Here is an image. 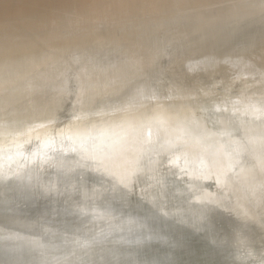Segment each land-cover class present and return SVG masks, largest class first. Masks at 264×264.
Segmentation results:
<instances>
[{"label":"rangeland","instance_id":"obj_1","mask_svg":"<svg viewBox=\"0 0 264 264\" xmlns=\"http://www.w3.org/2000/svg\"><path fill=\"white\" fill-rule=\"evenodd\" d=\"M52 1H45L46 6L43 4L42 7L37 0H0V49H13L16 51L21 49L36 55H42L44 59L42 63L35 66L37 70L34 71L36 68L31 70L34 72H31L32 75L36 71L37 74L41 73L44 68L43 72L45 71L46 73L44 72V75L41 73L43 75L42 78H46V76H54L55 78V74L58 76V73V77H61L60 79L58 78L59 80L56 77L55 82L50 80L53 77L48 78L51 82L46 78L47 80H45L49 81L46 84L47 82L45 83L44 79L39 78L42 76L40 73L38 74L39 77L35 74L37 79L41 80L39 81L38 79L37 82L39 81V84L34 83L33 85V82L36 81V78L33 79L35 75H29L28 72L27 75L25 71L19 76H29L30 78H25V80L33 79V82L28 81L30 84L26 82L23 87L20 85H23L20 80L23 82L24 78L21 79L17 75L18 78L16 80L19 79L20 82L18 81L19 84L16 82L18 84L16 86L19 91L17 93L15 90V94H18L15 95L17 97L11 95L14 99L16 98L12 102H18V96L23 97L20 87L24 90L32 86L30 89L32 90L34 87L33 92L29 91V89L23 92L29 91L30 97H34L35 94L36 97L34 99H40L36 100L34 104V100H32V104L29 101L27 106L26 104L23 106L28 107V104H31L30 106L36 107L37 109H34L35 113L31 114H36L37 110L40 111L36 115L38 118L39 114L43 113V110L49 104L48 106L51 107L49 110L50 117L44 113V115L42 114L43 117L39 116L40 119L42 120L44 116L47 119H54V116L58 114L59 120L58 118V121L51 119L53 121L52 125L50 120H47V124H45L46 120L43 119L46 127L42 128V121L34 117L30 121V125L29 121H26V125L31 126L28 129L31 131H29V134L31 133L30 136L32 135L31 137L29 134L28 137L25 136L27 135L28 127L23 128L21 126L23 133L21 132L22 130H18L21 133L18 131H15L16 134L12 132L13 136L11 135L8 141L5 142L6 147L3 148H6L7 151L4 150L6 151L5 153H3L4 151L2 152L4 156H0V184H2L0 187H4V192L0 188V202H6L8 196L11 195L7 187L15 186L17 190L14 193V202L12 204L9 202V206L12 207L11 205H13V209L10 208L12 209L8 212L10 214L4 213L7 216L2 214L5 217L4 220L0 219L1 233L7 228L5 232H9V235H11V240H9L10 251L3 254L1 253L3 248L0 246V264H46L48 260L49 264H107V262H102V259H105L110 254V248H105L102 253L97 255L88 253L99 248V245H93L90 249L74 251L68 261L63 257L65 252L55 250L52 245L42 252H36L38 250H35L27 253L23 260L18 262L15 254L17 243L22 242L27 246L30 245L27 237H25L24 241H14L15 224L22 221L27 225L25 228H29L28 226H39L42 234H47L45 239L49 240L56 231L57 233L55 234H59L58 237H63L64 233H61L60 230L66 229V226L70 223H75L79 229L84 228L82 225L81 228L79 227V221L86 219V221H89V224L84 228L86 236L94 238L106 223L112 222L115 225H121L126 214L143 192L144 194L148 192L156 194L150 198L155 210L148 214L160 220L166 212L182 207L189 198V191L195 195L198 204L197 210L205 212V217L199 220L200 223H209V226L212 223L210 219L214 218L216 229L219 230L220 228L222 232H230L232 237L230 239L235 245L228 248L229 254L233 256L235 254L233 250L238 249L239 253L237 256L244 257L247 252L253 251L254 259L261 261V257L264 255V124H262L264 123V102L259 104V102L255 103V101L260 97L264 98V92L260 91L261 93H257L249 99L250 104H246L249 107L245 104L235 105L233 103L229 105L228 103L224 107L222 106L223 110L221 113L218 112L220 115L224 114L229 122L233 120L234 123L239 125L242 120H255V126H251L253 128L252 130L250 129L251 131H248L250 126L246 131L245 127L244 130H241L245 131L243 134L248 131L245 136L243 134V136H240L239 130L243 129L241 126H239L241 127L240 129L238 127L236 129L239 134L235 131L236 135L226 134L224 135L225 137L227 136L226 138L223 136V138L220 137L221 139H219L220 135L216 136L218 134L209 135L205 126H199L198 120L200 116L196 110L201 111L203 107L211 102L213 96L218 100L225 96L215 93L210 94L211 96H203L201 99L199 94L205 85H212L213 79L219 76V72H215L214 76L210 78H204L199 69L189 70L187 61L191 62L195 59L197 61L200 60V64H206L211 59L232 54L237 58V61L253 58L257 62L258 68H262L264 75V0H220L222 29L219 34L206 33L203 35L192 31V24L196 18H190L188 15L195 13L196 16H200L202 13L208 12L206 4L210 1L206 0H113L112 3L111 0L107 2L105 0H68L65 7L61 5L63 3L60 2L61 0H56L57 3L55 0ZM128 3L130 4L128 5ZM110 4L111 6L112 4H117V8H111ZM56 5H59L60 8ZM36 9L40 10L38 14L35 13ZM42 11L44 12L42 13ZM39 21H42L40 23H43L44 30L35 32L34 28ZM30 22L34 28L30 26ZM185 40L189 42L187 43L188 45L181 46V43ZM201 41L204 43L201 47H193L194 44ZM38 66H41L42 69L38 68ZM47 70L49 71L47 72ZM4 75L0 73V80L6 77V81L9 82L7 76ZM7 82H4V79L2 82L0 81V83H4L2 86L6 84L3 87L0 86L1 89L5 90L4 88L8 85ZM43 83L44 88L45 85H48L46 89L51 88L50 83H55V87L51 85L53 88L49 90V93L47 90V97L45 96V90L41 86ZM9 87L6 90H9ZM35 87H40L38 90L40 94L44 90L45 95L40 96V94L34 93ZM185 90H189V92L195 91L194 93L196 94H193L195 100L185 97L183 95L186 92ZM56 91L59 94L55 93ZM11 92L9 94L14 95L13 90ZM27 94L25 93V95ZM125 94L134 96V99L131 98V100L133 102L136 101V108H127L129 113L125 114L123 118L126 115L131 117L126 116L119 131L127 134V129L134 123L133 115V118L136 117L134 119L135 122L139 119L146 126L151 114H161L163 111L166 112L167 109L170 111L177 103L182 102L188 105V109L182 111L180 119L181 130L179 133H189L190 148L193 147V149L189 150L190 148L187 149L181 146L179 144L180 141L177 139L169 143L164 139L160 143L164 145L166 142L165 146L160 147L158 150H150V156L146 159L134 160L138 155H141L140 158H142L144 151L148 150L145 141H143V135L145 137L147 134H151L153 139L155 137L161 138V135H165L170 131L168 127L171 125L169 123L171 120L167 122V125L165 123L160 131L156 133L155 131L149 132L148 128H144L141 131L136 130L139 134L137 139H135L134 147L130 150V153L128 151L129 156L132 158L128 172L122 168L126 164L124 160L110 161L112 152L113 150L115 151V147L111 142H105L104 147L95 156L94 152L88 148V136L79 137L80 139L78 137L75 138L77 133H82L83 131L84 127L81 124L77 126L78 128L76 127L78 132L75 133L76 135L74 134V137L72 135L74 132H72L70 138L58 136L54 139L55 141H48L50 140L49 136L58 130L54 127L59 126V130L64 132V129H67L65 128L66 125L67 127L72 125L69 121L71 123L74 122L76 113L79 114L81 111V114H83V107H88L87 111L91 119L105 121L104 119L108 115L121 109V103L125 101L122 97ZM234 96L238 95L232 94V97ZM22 97L18 99V103L22 102ZM27 97H23L24 102L22 104L29 100V97ZM42 97H46L42 101L45 102L46 99V105L40 102ZM68 97L72 101L70 98L67 100ZM107 97L113 99L107 101ZM196 97H200L199 99L201 100L196 101L198 99ZM25 99L28 100L25 101ZM4 101L0 99V119L5 116L4 113L8 112L11 115L12 112H16L15 107L21 105L16 104V102H10L11 107L9 105L8 108L9 102L6 101L4 103ZM63 102L65 103L63 104ZM36 103H41L39 105L44 107L40 106L38 108L39 105L35 106L37 105ZM197 103L199 109L196 108ZM255 104H258L256 105L257 109L254 106ZM102 105H107L105 106L106 108L104 107V111H97L96 109L101 108ZM2 106H7L8 109L15 107L12 108L14 111H10L11 109L3 110L4 107ZM21 106L19 109L22 108ZM65 106L67 109H64ZM33 107L27 109L32 112L31 108ZM25 108L24 110L22 109L25 112L22 116L25 115L27 119L28 115L26 114L32 115ZM145 108L150 112L142 113L141 110ZM40 109L43 110L41 111ZM78 110L79 112H77ZM133 110H136L139 114L135 111L133 112ZM61 111L67 112V114H63ZM72 111H74L75 115ZM15 112L13 113L14 115ZM71 112L72 114H70ZM81 114L79 115L81 116ZM18 115L21 116V114ZM67 115L68 117H65ZM71 115H74L73 122L69 117ZM13 116L10 118H13ZM25 116L19 118L25 119ZM80 116L77 115L76 119H79ZM19 118L18 116L14 118V122L10 125L14 130L24 123V119L22 121ZM33 120H35L34 123L39 121L40 126L36 127L38 122L32 124ZM54 122L57 124L56 126H54ZM65 122L66 124H64ZM61 125L64 126V129L60 127ZM51 128L53 129L49 130ZM68 131L69 133L72 131L71 127ZM232 135L235 138L237 136L240 137L236 138L235 141H231L234 139L233 137L231 139ZM134 136L127 134L124 137L125 141L127 143L132 142ZM25 137H27V140L29 138L28 143ZM21 138H24L25 141ZM45 138L50 143V146L41 148L46 146H42L46 142L43 141ZM227 138L230 140H227ZM18 141L27 143L28 148L25 145L20 148L21 143L18 146L19 148H17L18 151L15 149L13 153L8 152V148L19 143ZM34 141L36 142L34 143ZM39 142H44V144ZM227 142L228 145L226 144ZM30 143L37 144V146H33L35 149L37 147L36 152L38 151L37 155L42 157L41 161L33 160L32 153L35 151H33L34 148L29 149V146L32 147ZM226 147H228L227 150ZM63 148L66 149V152H72L76 149L75 154L77 156L74 158L75 160L56 162L54 158L61 156L60 152ZM144 148L146 149L143 151ZM256 150L258 151L257 153ZM231 151L240 153L231 155ZM14 156H16L18 162L16 161L17 165L14 171L13 167H10V172L12 171V173L9 174L7 168L13 163L15 164L16 158ZM99 156L101 160H98ZM13 157L15 158L13 159L14 162L12 160L10 162L9 159ZM250 157H253V161ZM201 159L203 160L198 162ZM258 159H260V162ZM197 162L198 166L195 165ZM110 163L113 165L112 168ZM258 164L261 165L258 166ZM189 165L191 166L189 167ZM260 167H263V169ZM253 169H256V171H253ZM246 177H251L249 184H244L243 182ZM13 181L19 183L20 186ZM10 182L11 186L4 185ZM12 182L14 185H12ZM53 184L57 186V189L51 191L49 187ZM11 199L12 197L10 201H12ZM1 207L2 205L0 204V210ZM118 208L121 212L118 217H115ZM59 209L64 212L61 216L55 215ZM223 214L227 215L229 219L224 220ZM3 216L0 214V218ZM142 216L148 215L142 213L136 215L138 219H143ZM20 217H24V219L19 220ZM45 220L47 222L43 226L42 223ZM211 225L209 226L210 228ZM8 228L11 229L9 230ZM206 228H202L203 233L201 232V234H205L204 231L208 232L205 230ZM117 232V235H120L121 233L119 232L122 231L117 230ZM124 237H126L125 234ZM196 237L192 236L191 239L190 237L188 239L195 241L199 237L201 238V236ZM202 237L205 236L203 235ZM41 240L40 246L46 243L43 239ZM182 240L185 241L184 239ZM189 240L185 244L191 245L193 243L191 241L190 243ZM169 243L167 241V244ZM172 243H170L169 248L173 245ZM136 247L137 245L135 244H126L123 246L124 250L122 249L121 254H124L125 251L134 252ZM254 247L258 248L254 249ZM170 249L167 248V253H164L165 255L161 256L160 260H168ZM79 252L83 254L81 255ZM177 252L179 251L173 250L171 253ZM179 253L173 255L176 257L180 255ZM235 257L233 256V259ZM139 260L141 259L139 258ZM236 260L234 259V263L238 262ZM168 261L170 262L171 259L169 258ZM141 263L142 261H138L136 258L132 261V264ZM145 264L155 263L147 260Z\"/></svg>","mask_w":264,"mask_h":264},{"label":"bare ground","instance_id":"obj_2","mask_svg":"<svg viewBox=\"0 0 264 264\" xmlns=\"http://www.w3.org/2000/svg\"><path fill=\"white\" fill-rule=\"evenodd\" d=\"M45 1L47 2V0H37V2L39 3L40 6H42L43 4L45 5V3H44ZM48 1L50 2V0H48ZM57 1L55 0L56 3H57ZM105 1L107 2L108 0H105ZM115 1H117V0H115ZM206 1H210L209 3L206 4L208 12H204L200 16H196L195 13H192V14L188 15L190 18L191 17L192 18H196L195 22L192 24V28H193L192 31H194L195 33H198L199 35H203V34H206V33L219 34L221 29H222V16H221V11H220V0H206ZM60 2H63V3H61V5H64L63 7H65V5L68 3V0H61ZM112 2H113V0H111V3ZM107 4L109 6V2ZM114 4H115V2H114ZM129 4L130 3H128V5ZM116 5L112 4V6H111V4H110L111 8H117ZM57 7H59V5ZM44 11H42V13ZM39 12H40V10L36 9L35 13L38 14ZM40 22H42V21H39V23H36L35 28H34V26H32V24L30 22V24H31L30 26L34 28L35 32H41L42 30H44V27L42 25L43 23L41 24ZM48 23H49V21H48ZM33 24H35V23H33ZM44 25H46V24H44ZM49 25H50V23H49ZM245 40H247V39H245ZM243 42H245V41H243ZM187 43H189V42H186V40H185L184 42L181 43V46H186V45H188ZM203 44H204L203 41H201V42H198V43L194 44L193 47H198L199 48ZM246 55H248V54L246 53ZM43 59H44V57L42 55L41 56L38 55V54L36 55V54H33V53H31V52H29L27 50H21L20 49V50L16 51V50H13V49L12 50H2V49H0V73L5 74L7 76V80L9 81V82L6 81V77L1 78L2 80H0V81L2 82L3 79H4V82H7L8 85L4 88L5 90H3V88L1 89V87H0V99L5 100L4 103H6V101L9 102V104L7 103L8 104V108H9V105L11 107L10 102H12V100H16V98L14 99L13 97L15 95H18L17 93L19 91V88L17 89L16 85H18L20 81H21V83H23V85L20 84L23 87H24L26 82H27V84L29 83L28 81L33 82L34 78H36V81L33 82V85H34V83L35 84L36 83L39 84L38 82L41 80L39 78H42L43 75H44V72H45V71L43 72L44 68L42 69V67H41L42 65L40 67L38 66V68L42 69L41 73L43 74L42 75L39 72L42 75V76L40 75L41 77H39V75H38L39 73L37 74V71H36L35 74L38 75L37 77H39L38 78L39 79L38 82H37L38 79H37L36 75L35 74H34L35 76L32 75V73H34V72H32L31 70H33V68H36L35 66L37 64L39 65V63H42ZM200 62H201L200 60L197 61L195 59L192 60L191 62L187 61L188 69L189 70L190 69L191 70H193V69L194 70H198L199 69V71H201V73L204 75V78H210V77L214 76L215 72H219V76L214 78L215 80L212 78L213 79L212 85H205L204 89H202L199 92V94L201 95V99H202L203 96H211L210 94H215V93L223 94L225 96L223 98L219 99L220 102H219L218 99H215L214 96H213V98H211L212 99L211 102H209V104H207L205 107H203V109L201 111L200 110H196V111L199 112V116H200L199 120H198L199 126H201V125L205 126L206 127V131H207V133L209 135H216V134H218L216 136L220 135L218 137L219 139L223 138V136L226 135V134L227 135L228 134L229 135L230 134H235V131H236L237 127H238V129L243 127V129L241 128L239 130V133H241L240 136L247 130V128H249V126H250V128H249L248 131H251L253 129V128H251V126L252 125H253V127L255 126L254 125L255 120H252V119H246L245 121L242 120L243 122L241 121V124L239 125L238 123H234L233 120L232 121L230 120L231 122H229V120L224 116V114L220 115L218 112L221 113V111L223 110L222 106L224 107L228 103H229V105H232L233 103L235 105L236 104H243V105L245 104L246 105V104H248L250 102L249 99H251L253 96H255V94L261 93L260 91L264 92V75L262 73L263 70H261L262 68L261 69L258 68V66L256 65L257 62L253 58H245L244 60L237 61V58L235 56H233L232 54L226 55V56L221 57V58L211 59L206 64H203V63L200 64ZM41 69H39V70H41ZM35 70H37V68L34 69V71ZM48 71L49 70H47V72ZM24 72L27 75L29 73V75L34 76L33 79H30V80L26 81L25 78H28L29 76H27V77L26 76L25 77L19 76V74L21 75V73H24ZM51 73H53V72H51ZM17 75H18L19 78L21 77V79L24 78L23 82H22V80L19 81V79L16 80L18 78ZM22 75H24V74H22ZM51 75H54V74H51ZM57 75L59 76V73ZM58 76H56V74H55V78L57 77V80H59L61 78V77L59 78ZM1 77H3V76H1ZM49 77H53V78H50V80L52 82L56 81L54 76H46L47 79ZM46 78H42V79L45 80ZM52 79H54V80H52ZM46 80H45V83L47 82L46 84H48L50 80L49 79H48L49 81H46ZM206 80H208V79H206ZM2 84H4V83H0V86H2ZM5 85H3V86H5ZM9 85H10V87H9ZM51 85L52 86L54 85L53 87H55V83L54 84L50 83V87L53 88ZM41 86L45 90V93L47 92V90H48V93H49V90L51 88L48 87L49 89H46L48 85L47 86L45 85V88H44L43 87L44 83H43V85H41ZM7 87H9L10 89L6 90ZM31 87L32 86H30V88ZM30 88H26V89H29V91H30L31 90ZM37 88L35 87V90L37 89V91L34 90V93L36 92V94L37 93L40 94L38 92L40 87H37ZM26 89H24V90H26ZM33 89H34V87L32 88V90ZM12 90H13L14 95L13 94H9ZM15 90L17 91L16 94H15V92H16ZM20 90H22L21 92L23 93V97L25 96V98H26L27 95L29 97V100L25 99V101L26 100H28V101L23 103V104H22V102H24V98L22 96H18L20 99H21V97L23 99L22 102L20 101L21 103H18L19 102V100H18L19 98L17 99L18 102L15 101L16 104L18 103L19 105L20 104L22 105V106L20 105L22 107L20 109H19L20 106H17L16 104L15 105L17 107L14 106L16 108L15 110H17L16 112L18 114H21V116L18 115V114L16 115V112L14 110H12V108H14V107L10 108L11 109L10 110V109L7 108V106H2V107H4L3 110L7 109V110H10V111H14L15 115L13 114L14 112H12L11 115H9L8 112H7V113H4L5 116L1 118L2 120L0 119V133H1L0 134V156H4L3 153H5L7 151V149L3 148V147H6V143L5 142L8 141V139L11 137V135L13 134L12 132H14L16 134L15 131L22 130L21 126H23V128L28 127L27 128V131H28L27 135H25V136L28 137V134H29V131H30L28 129L31 126L26 125V121L28 120L29 121V125H30L31 124L30 121L32 119H34V117L37 118L36 115H37L38 112H40V111L37 110L36 114H31V113H35L34 109L36 110L37 108L36 107L34 108L33 106H30L32 104V102H31L32 100H34L33 101V104H34L35 101L39 100L40 98L34 99V97H36V95L34 94V97L31 96L32 99L30 100L31 97L29 96V91L28 90H27L28 92L25 91V93H28L27 95H25V93L23 92L24 91L23 88L20 87ZM44 90H43V92H41L40 96L41 95H45ZM21 92H19V93H21ZM50 92H52V91H50ZM57 92L58 91H56L55 93H57ZM186 92L183 94V95H185V97H187L189 99H192V100H195V97L193 98V94H196V93H194L195 91H193V92L190 91L189 92V90H187ZM42 93H44V94H42ZM30 94H31V92H30ZM57 94H59V93H57ZM199 94H198V96H199ZM232 94L238 95V96L232 97ZM11 95L13 97H11ZM45 96L47 97V93H46ZM15 97H17V96H15ZM46 97H44V98H46ZM133 97L129 96L128 94H125L124 97H122L123 100H125V101H123L121 103V109H118L117 111L113 112L111 115H108V117L106 119H104L105 121H97L94 118L91 119V116L89 115V113L87 111L88 107H83V110H82L83 114H81V111L79 113V114H81V116L78 113H76V111H75V113L78 116H80L81 118L79 117V119H76V117H77V115H76L75 118H74L75 120L73 122V116L75 114H74V111H72L74 115L73 116L71 115L69 117L71 118L73 123H71L69 120H68L69 123L72 124V125L70 126L67 123L71 127L72 131L69 133L68 129L70 130V127L69 126L67 127V125L65 127L67 129H64L63 125L66 124V122H68V121H66L64 124L61 123L63 125H61L60 127H62V129H64V132H62V130H59V126H57L58 128L54 127V128H56V130L58 129L59 132L57 133L58 130L57 131L53 130V131H55L57 133L56 134L55 132L52 133V132L48 131L49 133H52V135H50V136L48 135L49 139H50L48 141L49 142H51V141L53 142V141H55L54 139L56 137H58V136H61L62 138H70V136L73 135V137H74V134L78 132V130H77L78 127L77 126L79 124H81L84 127L83 131H82V133H77V135L75 134L76 135L75 138L76 137H78V138L79 137L80 138L83 137L84 138V136L85 137L88 136V140H89V144H88L89 147L88 148H90L92 150V152H94L95 156H97L98 152L102 149V147H104L103 145H104L105 142H107V141L111 142L113 144V146L115 147V151L113 150L110 161L114 162L117 159L124 160L126 164L122 168L125 169V171H127V172H128V170L130 168L129 166H131V163H132V158L129 156L128 151L130 153V150L134 147L135 139H137V136L139 134V133L136 132V130L141 131L144 128H148L149 132L150 131H155V133H156V132L160 131L161 127L164 126L165 123L167 125L168 124L167 122L169 120H171V122H169V123H171V125L168 127L170 131L167 134H165V135H161L162 136L161 138H156L155 137L153 139L151 137V134H147L145 137L143 135V141H145L148 150L144 151L146 149V148H144L143 149L144 153H143L142 158H140L141 155L140 156L138 155V157L136 159H134L135 161H138L140 159H146L147 157L150 156V150H158V149H160V147L165 146L166 145L165 141H162V142H165L164 145H162L163 143L162 144L160 143V141L164 140V139L167 140V143H169L172 140L177 139L178 141H180L179 144L181 146H184L187 149L190 148L191 140L189 139V133H187V132L179 133V131L181 130V128H180V123H181L180 119H181V115L183 113L182 111H185L186 109H188V105L187 104H183L182 102L177 103L176 106H174L170 111H168V109H167L166 112L163 111L161 114L160 113L155 114V115L151 114L150 117L147 120L146 126H144V123L139 121V119L135 122L134 119H136V117L133 118L134 117V115H133L132 119H133L134 123L132 122L133 124L129 127V129H127V134H131L132 136H134V134H136V135L134 136V139H133L132 142L127 143L125 141V138H124L125 136H127V134L126 133H122L121 131H119V129L121 127L122 121L126 119L127 115L124 118H123V116L125 114L129 113V111H127L128 110L127 108L128 107L136 108L135 107V105H136L135 102L136 101L133 102V100H131V98L134 99ZM44 98L42 97L40 102L44 101ZM69 98L70 97H68L67 100H69ZM196 98H198V97H196ZM199 98L196 101L201 100ZM111 99H113V98L107 97V101H111ZM70 100H71V98H70ZM29 101H30L31 104H28V107H26L27 103ZM15 102H12V103H15ZM46 102H47V100L45 99V102H42V103H44V105H46ZM258 102H259V104L263 103L264 102V98L263 97L258 98L255 101V103H258ZM64 103L65 102H63V104ZM198 103H197L196 108H198ZM0 104H1V102H0ZM24 104H26V106H25L26 108L23 106ZM39 104H41V103H38L35 106H38ZM66 104H68V103L66 102ZM48 105L45 107L44 110L40 109L41 111L43 110V113H40L39 116L40 115L42 116V114L44 115V113H46L45 115L48 114L47 116L50 117L49 110H50L51 107L48 106ZM256 105H258V104L254 105L255 108L257 107ZM40 106L41 105H39L38 108ZM105 106H107V105H102L101 108L96 109V110L99 111V112H102L106 108ZM23 107L28 112L30 111L28 109H30V107H33V108H31L33 111L32 112L30 111V114L32 116H29V114H26V115H28L27 119H26L25 115L22 116L23 113L25 114V112H23V110H24ZM41 107L43 108L44 106L42 105ZM247 107H249V106H247ZM253 108H252V110H253ZM18 109L20 110V112H19ZM64 109H67V107L65 106ZM52 110H54V109H52ZM64 111H61V112H63V114H67V112L64 113ZM134 111L137 112L136 110H133V112ZM148 111L149 110L146 109V108L141 110V112L144 113V114H146ZM72 112L70 114H72ZM77 112H79V110ZM56 113H57V111H56ZM57 115L54 116L55 117L54 119L53 118H51V119H53V121L55 119L57 120V118H58ZM128 115H130V114H128ZM12 116H13V118H10ZM17 116H18V118L25 116V119L23 118L24 119V121H23L22 118H19V119H22V121L24 123L21 124L19 127L15 128V130H14V128L10 127V125H11L12 122H14L13 119L16 118ZM39 116H38L37 120L40 119L41 116L40 117ZM247 116H248V114H247ZM30 117H32V118H30ZM45 117L46 116H44L43 119L46 120L45 124H47V120L51 121V119L50 118L47 119ZM52 117H53V115H52ZM65 117H68V115L65 116ZM127 117H131V116H127ZM43 119L42 120L40 119V121H42L41 123H43L41 125L44 126V127L43 126H41V127L45 128L46 126L44 125ZM62 119H64V118H62ZM17 120H15V121H17ZM58 120H59V118H58ZM19 121H21V120H19ZM53 121H51L52 125H53ZM57 121H55V122H57ZM34 122H35V120H33L32 124ZM37 122L39 123V121H37ZM49 122H48V125L50 126L51 122L50 123ZM55 122H54V126L57 125ZM138 122H140V123H138ZM36 123H34V124H36ZM24 124H25V126H24ZM37 124H36V127L40 126V123L38 125ZM262 124H264V123H262ZM239 126H241V127H239ZM196 127H198V126H196ZM244 127H245V131L243 132L241 130H244ZM47 128H48V126H47ZM52 129L53 128H51L49 130H52ZM10 131H11V133H10ZM248 131H247V133H248ZM18 132H20V131H18ZM21 132L23 133V130ZM24 132L26 133V131H24ZM60 132H62V133H60ZM72 132H74V133H72ZM236 132L238 133V130ZM71 133H72V135H70ZM30 134H29V136H30ZM246 134H243V135L245 136ZM240 136H237L236 138H238ZM27 137H25V140L28 143L29 138L27 140ZM226 137L224 136V138H226ZM232 137H233V135L231 136V139H232ZM46 138L43 141H46L47 140ZM78 138H77V141H78ZM233 138L234 139H232L231 141H233V140L235 141V139H236L235 136ZM246 138H248V137H246ZM21 139L24 140V138H21ZM30 140H31V138H30ZM32 140H34V139L32 138ZM227 140H230V139L227 138ZM227 140H225V141H227ZM237 140H236V142H237ZM24 141H22V142L18 141L19 143L14 144L13 146L11 145L10 148L11 147L12 148L11 149L8 148V152H12L13 153V151L15 149H16V151H18L17 148H19L18 146H19V144L21 145V143H22V145H21L20 148H22V146H24V145L28 148V146L26 145L27 143H25ZM2 142H3L4 146H2L3 145V144H1ZM23 142H24V144H23ZM35 142L36 141H34V143ZM37 142H38V140H37ZM49 142L46 141L45 144H44V142L43 143L39 142L40 144H44L42 146L46 145L45 147H41V146L40 147L41 148L49 147L50 146ZM47 143L49 144L48 146H47ZM31 144L32 143H30V145ZM226 144L228 145V142ZM33 145L34 144L31 145L32 147L29 146V149L30 148L33 149L34 146H37V144L34 145V146ZM230 145H232V144H230ZM144 147H146V146H144ZM36 149H37V147H36ZM36 149L34 148V150H33L35 152L32 153L33 154L32 158H33L34 161H37V160L41 161L42 157L37 155L38 151L36 152ZM191 149H193V147L190 148L189 150H191ZM227 149H228V147H226V150ZM4 150H6V151H4ZM65 150L66 149L63 148V150L60 152L61 156H56L54 158V160L56 162L61 161V160L65 161V162L66 161L68 162V161L75 160L74 158H76V156H77L75 154L76 153V151H75L76 149L74 151H72V152H66ZM257 152L258 151L256 150V153ZM237 153L239 154L240 152H237ZM237 153H236V151H233V152L231 151V155H235ZM14 157L16 158V156H14ZM14 157L9 159V161L12 160L14 162V160H13V159H15ZM260 157H262V156H260ZM252 158H251V160H252ZM262 159H263V157H262ZM17 160L18 159L16 158L15 159V164L13 163L14 165L12 163H10L12 161L8 162V163L13 165V166L12 165L9 166L10 164L8 165L9 167L7 169L9 171V174L12 173V171L10 172V167H13V171H14V169H15V167L17 165L16 164ZM98 160H101L100 156H99ZM202 160L203 159L199 160L198 162H201ZM258 161L260 162V159H258ZM198 162H197V164H195L196 166H198ZM111 164L112 163H110V166L112 168L113 165H111ZM260 165L258 164V166H260ZM190 166L191 165H189V167ZM263 167H264V164H263ZM263 167L262 168L260 167V168L263 169ZM193 168H195V167H193ZM7 169H6V171H7ZM256 169H253V171H256ZM263 172H264V169H263ZM263 177H264V175H263ZM19 182L21 183V181H19ZM243 182H244V184H249L251 182V177H246L243 180ZM14 183H17V182H14ZM14 183L12 185H14ZM17 184H18V186H20L19 183H17ZM17 184H15V185L17 186ZM0 185L2 186V184H0ZM4 185L11 186V182L9 184H4ZM3 188H1L2 191H3ZM7 188H8V191H10L9 193L11 195H9V193H7L9 195L8 196L9 200L7 199L6 202H4V203L0 202V204L2 205L1 210H0V212H2V213H0L1 216L5 215V214H10L8 212L13 209L12 208L13 205H11V204L14 202V198L13 197H15L14 193L16 192L17 187L11 186V188L10 187H7ZM5 189H6V187H5ZM56 189H57V186L55 184H53V185H51L49 187V190H51V191H54ZM188 193H189L188 194L189 198L187 196L188 199H187V201L184 203V205L182 207L179 206L180 208L177 209V210H171V211L166 212V214H163L162 217L159 220L157 218L152 217L151 214H148L149 212L155 210L154 205L152 204L150 198L152 196H155L156 194L154 195L151 192H148V193L144 194V192H143V193L140 194V197L137 200V202L135 204H133V206L130 208V211L126 214V217L122 221L121 225L118 226V225H115V223H112V222L106 223V224L103 225L101 231H99L94 238H90L89 236H86V232H85L84 228L87 226V224H89V221H86V219H84V220L81 219L79 221V223H80L79 227L81 228V225L84 227V228H81L82 230L79 229L78 225H75V223H70V224H68L66 226V229L60 230L61 233H64L63 237H61V238L58 237L59 234H55V233H57V231H56L54 233V236H52L51 239L49 238V240L45 239L47 234H42V232L39 229V226H35V227L28 226L29 228H25L27 225H25L22 221H20L17 224H15L16 225L15 226L16 229L14 228V232H15L14 233L15 235L13 237L14 241H24L25 237H27L30 246H27V245H25L22 242L17 243L18 244L17 245V250L15 252L16 258L18 259V262H21V260H23V258L27 255V253L33 252L35 250H38L36 252H42L46 248H49L50 246L53 245L55 250L64 251L65 252V255L63 257H64V259L66 261H68L69 258L71 257V254L74 251H77L79 249H81V250L90 249V248H92L93 245H95V246L99 245V248L94 249L93 251H90L88 253L93 254V255H97L98 253H102L105 248H107V247L110 248L111 249L110 254L105 259H102V262H107V264H132V261L135 258L138 261H142L141 264H145V262L147 260L148 261H152V263H155V264H264V255L261 257L262 260L258 261V259H254L255 257L253 255V251L247 252V255H244V257L237 256L238 253H239L238 249L237 250L236 249L233 250V253H235L233 256H236L234 259H237L236 261H238V262L234 263V259H233L232 254H229L230 252H228V248H230V247L235 245L233 243V241L230 239V238H232L230 236V232H228V231H223L222 232V230L220 228H219V230L216 229L215 228V219L214 218L210 219L211 222H212L211 223L212 225L210 224L211 228L209 227L210 225L208 226L209 223L205 224L203 222L201 224L199 220L202 217H205V212L202 211V210H200V211L197 210L198 204H197V200L195 199V195L192 194L193 192H190V191ZM10 196L12 197V199H11L12 201H10V198H11ZM9 202H11L10 205L12 207L9 206ZM10 208H12V209H10ZM117 212L115 213V217H118L120 215L119 213L121 211H120L119 208H118ZM63 213H64L63 210L59 209V210H57L55 215H57V216L60 215L61 216ZM139 213L147 214L148 216H142L143 219L142 218L138 219L136 217V215L139 214ZM5 216H7V215H5ZM223 216L225 217L224 220L225 219H229L227 215L223 214ZM4 218L5 217L3 216L0 219L4 220ZM20 219H24V217H20L19 220ZM45 222H47V220L43 221L42 225ZM204 224H205V226L202 227ZM206 226H208L209 228L207 227L208 228L207 229ZM1 228L5 229L3 227H1ZM202 228L203 229L206 228L205 230L208 231V232L204 231L205 234H201V232L203 231ZM5 230H7V228ZM5 230H3L4 231L3 233H1L2 230L0 231V246L3 248V251L1 252L3 254L8 252V251H10V249H9V240H11V235H9V232H7V231L5 232ZM66 230H67V232H66ZM117 230L122 231V232H119V233H121L120 235H117V233H118ZM198 233H200V234H198ZM124 234H125L126 237H124ZM197 234H198V236L196 237ZM203 235L205 237H202ZM192 236H195L196 238L201 236V238L200 237L198 239L194 238V239H196L195 241L193 239L189 240L188 238L190 237V239H191ZM41 239H43L44 242H46L42 246H40V242L42 241ZM182 239H184L185 241H183ZM180 240H182L183 242L180 241ZM188 240H189V242L191 241L193 243L190 242L191 245L185 244V243H188L187 242ZM167 241H169L170 243L173 242L172 243L173 245L170 247L171 249H173L175 251H179V252L181 251V253H179V252L171 253L173 250H171L169 248L170 243L167 244ZM177 241H179V242H177ZM126 244H135V245H137L136 250L134 252H132V251L131 252H128V251L126 252L125 251L124 254H121L122 249L124 250L123 246L126 245ZM181 244L182 245L184 244V246H182ZM167 245H168V247H167ZM186 245H187V247H185ZM165 246H166V248H165ZM235 247H233V248H235ZM167 248L170 249L169 250L170 253L168 254V257L171 259L170 262L168 261L169 258H168V260L167 259L166 260H160L161 256H164L165 255L164 253H167L166 252ZM257 248L258 247H256V248L254 247V249H257ZM79 253L81 255L83 254L81 252H79ZM178 253L180 255H178L176 257L173 255V254L176 255ZM139 258L141 260H139ZM19 259H20V261H19ZM48 261H47L46 264L50 263ZM23 262H25V261H23ZM23 264H26V263H23Z\"/></svg>","mask_w":264,"mask_h":264}]
</instances>
